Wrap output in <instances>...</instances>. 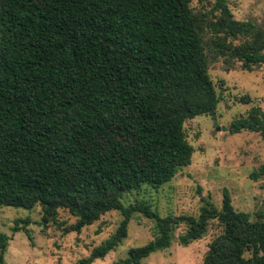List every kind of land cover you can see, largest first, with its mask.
<instances>
[{
	"label": "trees",
	"instance_id": "16d2710c",
	"mask_svg": "<svg viewBox=\"0 0 264 264\" xmlns=\"http://www.w3.org/2000/svg\"><path fill=\"white\" fill-rule=\"evenodd\" d=\"M214 1L212 11L196 12L192 0H0V207L38 206L43 233L80 234L120 213L116 231L76 264L115 251L136 215L155 222L152 240L119 264L169 249L181 226L178 242L187 247L211 221L222 233L202 264H264V210L254 218L236 211L227 190L220 209L207 202L196 217L161 218L152 208L150 191L191 163L185 123L215 116L210 62L247 72L264 66V28ZM242 131L264 143L260 107L232 122L230 134ZM260 177L264 163L250 174ZM133 192L150 196L123 206ZM16 223L23 225L12 231L31 239L29 221ZM8 241L0 233V264Z\"/></svg>",
	"mask_w": 264,
	"mask_h": 264
},
{
	"label": "rangeland",
	"instance_id": "374dc122",
	"mask_svg": "<svg viewBox=\"0 0 264 264\" xmlns=\"http://www.w3.org/2000/svg\"><path fill=\"white\" fill-rule=\"evenodd\" d=\"M225 1L235 20L251 21L264 28V0ZM214 6V0L191 2L196 12H209ZM209 75L219 97L215 116H198L185 123V135L193 147L190 165L182 168L171 182L150 191L152 208L161 218L196 217L207 202L220 209L224 190L229 192L236 211L249 213L254 218V213L264 210V177L256 181L250 179V174L264 163V143L256 133L229 132L232 122L247 117L252 107L264 111V66L247 72L236 63L226 70L219 59L210 62ZM243 96L249 97L250 103H241L239 99ZM149 196L129 193L124 195L122 204L127 206ZM59 216L67 225L74 223L75 219L66 211H60ZM24 220L29 221L27 229L31 239L23 231H12L17 224L23 225L17 221ZM121 220L120 213L113 211L80 234H64L54 227L43 233L38 206L30 210L0 207V233L9 238L5 261L7 264H76L109 238ZM154 223L134 216L122 244L93 264H119L131 249L152 240L150 229ZM184 231V226L178 228L170 248L156 251L143 264H202L209 243L222 233V228L211 221L204 237L187 247L178 242V236Z\"/></svg>",
	"mask_w": 264,
	"mask_h": 264
}]
</instances>
